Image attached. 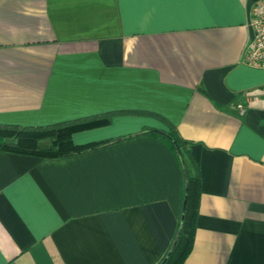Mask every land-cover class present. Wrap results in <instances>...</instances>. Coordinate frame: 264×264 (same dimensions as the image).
<instances>
[{"label": "crops", "instance_id": "0c3cea01", "mask_svg": "<svg viewBox=\"0 0 264 264\" xmlns=\"http://www.w3.org/2000/svg\"><path fill=\"white\" fill-rule=\"evenodd\" d=\"M259 1L0 0V123L121 112L76 144L173 125L201 172L182 264H264V68L242 60ZM182 197L155 137L58 158L0 150V264H157Z\"/></svg>", "mask_w": 264, "mask_h": 264}, {"label": "trees", "instance_id": "16d2710c", "mask_svg": "<svg viewBox=\"0 0 264 264\" xmlns=\"http://www.w3.org/2000/svg\"><path fill=\"white\" fill-rule=\"evenodd\" d=\"M121 112L94 114L76 119L59 121L40 126H23L0 123V150L44 158H58L85 153L110 144L140 136H150L164 141L175 155L183 175V197L173 240L165 255L157 264H182L193 247L196 220L201 194V172L189 150V143L173 125L168 131L145 129L133 135L107 138L83 144L72 140L75 132L107 125L114 115ZM48 139L49 145L41 147L39 139ZM190 162L194 173L188 171Z\"/></svg>", "mask_w": 264, "mask_h": 264}, {"label": "built area", "instance_id": "2783aa9c", "mask_svg": "<svg viewBox=\"0 0 264 264\" xmlns=\"http://www.w3.org/2000/svg\"><path fill=\"white\" fill-rule=\"evenodd\" d=\"M249 25L252 36L243 49V62L253 68H264V0L257 2L250 10ZM240 113L244 107L238 105Z\"/></svg>", "mask_w": 264, "mask_h": 264}]
</instances>
